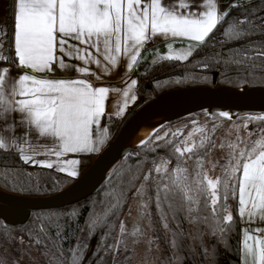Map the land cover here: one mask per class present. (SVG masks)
I'll return each mask as SVG.
<instances>
[{"label":"snow or ice","instance_id":"6c2138e0","mask_svg":"<svg viewBox=\"0 0 264 264\" xmlns=\"http://www.w3.org/2000/svg\"><path fill=\"white\" fill-rule=\"evenodd\" d=\"M241 4L242 0L230 7L238 10ZM181 7H188L185 0H181ZM205 7L202 13L185 15L165 8L161 0H150L144 6L142 0H15L12 30L7 26L0 27V117L7 119L15 111L26 113L25 119L35 126L40 137L56 138L57 147L50 150V154L57 158L59 170L68 171L71 177L77 176L78 161L65 159V154L100 151L109 131L101 126V119L105 115L109 119L113 118L112 113L106 114L105 111L110 87L95 86L88 79H39L26 72L14 77L8 86V78L12 73L8 65L18 60L19 66L43 73L52 71L54 66L65 69L68 67L66 60L77 61V74L92 75L99 80L101 76L92 71V66L102 73H110L119 64L121 56H127V69H133L141 48L157 33L204 42L218 26V21L227 20L228 17V13L218 14L213 0H205ZM228 30L232 39L239 40L260 29L255 27L249 15L244 14L235 26L229 24ZM5 42L8 44L7 52ZM13 49L14 56L11 54ZM256 51L258 57L264 58V48ZM193 55L192 51L175 56L169 54V59L186 61ZM126 83L123 103L114 113L115 116H120L130 102L137 100L133 90L137 80L130 78ZM219 116L231 119L227 111H221ZM243 119L264 123V115H251ZM192 123L195 125L197 121L193 120ZM94 126L96 132L93 131ZM9 127L12 128L11 125ZM194 131L202 133L199 142L186 145L183 150L176 147V153L183 156L194 149L207 148L210 137L203 135L205 129L197 127ZM162 139L156 136V140ZM144 143L141 141V144ZM4 147L5 140L0 136V148ZM229 148L226 179H210L201 170L189 182L183 174L186 169L178 163L173 169L171 183L164 185L162 192L157 188V208L163 212L162 205L167 202V207L173 213L184 211L191 214L193 205H198L200 197L206 194L204 205L208 207L210 200L212 206L210 227L214 234L223 238L232 231L233 215L228 212L226 203L218 210V191L222 189L226 202L229 193L235 195L238 182L240 216L247 215L251 220L259 214L260 221L264 222V139H258L246 148L238 149L237 144H231ZM23 159L53 167L50 161L35 160L29 156ZM167 163L162 160L156 165V171H167ZM144 180L148 181L149 176L146 175ZM177 194L180 203L174 205L172 201ZM162 218L167 227L166 215ZM56 226L60 227L58 224ZM96 226L97 221L91 220L90 235ZM123 230L124 226L121 225ZM258 231L264 233V230ZM86 248L85 243L71 250L72 264H83L82 252ZM242 260L243 264H264V234L253 236L250 230L244 231Z\"/></svg>","mask_w":264,"mask_h":264},{"label":"trees","instance_id":"16d2710c","mask_svg":"<svg viewBox=\"0 0 264 264\" xmlns=\"http://www.w3.org/2000/svg\"><path fill=\"white\" fill-rule=\"evenodd\" d=\"M244 14L249 15L260 30L243 39H232L229 24L235 26ZM259 48H264V0H243L240 9L231 8L227 20L220 22L209 37L193 50L194 55L188 60L160 58L151 64L140 65L135 73L137 101L147 102L157 94L177 87L212 85L214 73H217L218 85L264 86V58L258 57L256 50ZM205 65L208 67L205 68ZM152 138L134 149L88 198L63 208L33 211L24 224L10 225L0 220V243L15 247L21 237L31 243L42 244L58 255L62 264H72L71 250L78 244L86 243L87 248L82 252L83 264H101V261L102 264H113L104 248L123 217L139 181L148 167H154L159 157L172 158L175 155L170 146L161 147L153 143ZM207 153L208 150H195L191 154L194 159H203ZM75 179L50 168L27 164L17 153L0 148V188L6 191L22 195H49ZM154 184V181H149L150 190H155ZM157 185L161 186L162 182ZM234 198L232 231L223 238L219 235L218 240L210 241V252H203L199 247L196 253L193 249L182 250V264H231L230 257L235 256L243 226L239 215L238 182ZM205 199L206 195L201 206H204ZM151 202L156 206L155 199ZM91 220H96L97 226L90 235ZM156 230L161 235L160 222Z\"/></svg>","mask_w":264,"mask_h":264},{"label":"rangeland","instance_id":"374dc122","mask_svg":"<svg viewBox=\"0 0 264 264\" xmlns=\"http://www.w3.org/2000/svg\"><path fill=\"white\" fill-rule=\"evenodd\" d=\"M161 50L157 49L155 53H159ZM169 54L179 55L170 53L167 50L162 56L169 58ZM156 57L152 56L151 58L149 56V58H146L145 64H151L157 59ZM251 115H264V113H240L236 118H232L230 115L231 119H229L219 115L214 116L213 113L205 111L167 123L157 131L152 138V142L166 147L170 146L175 155L172 158L159 157L154 167H148L139 181L123 217L104 248V251L109 253L113 264H182V250L193 249L196 253L199 247L202 248L203 252H210L211 245L209 242L220 238L219 234H213V229L210 227L212 223L210 219L212 207L210 200H208V207L201 206L203 199V196H201L200 203L193 205L191 214L184 211L173 213L167 207V202L162 205L163 212H161L156 205L157 188L159 187L162 192L164 185L171 183L173 169L178 163L181 168L186 169L183 174L188 177L189 182L195 178L196 172L201 170L206 172L208 176L220 178L221 180L226 179L230 154L229 146L237 144L238 149L246 148L251 146L254 141L264 139V123L258 121L247 122L243 119ZM193 120L197 121L195 125L192 123ZM197 127L204 128L203 135L210 137V143L207 144L205 149L208 150L205 157L194 159L191 153H185L183 156L176 153L174 150L176 147L183 150L186 145L199 142L202 133L194 131ZM177 130L179 131L177 132ZM166 133L167 135H165ZM174 133L177 134L173 135ZM189 133H192V135L189 136ZM249 133H252V135L249 136ZM157 135L163 137V139L156 140ZM195 150L197 151V149L193 151ZM162 160L168 162L167 171L157 172L156 165L161 163ZM146 175L149 176L148 181L144 180ZM151 180L155 182V190L149 189V181ZM161 182V186L157 185ZM218 196L220 197L217 205L218 210L220 206L226 203L228 212L233 215L234 195L229 193L225 202L221 189L218 191ZM179 197V194L175 196L174 201H172L174 205L180 203ZM152 199H155L156 206L152 205ZM165 215L167 217V227H165V220L162 218ZM206 217L209 219L206 220ZM243 221L245 222L244 227L251 232L258 231V229L264 230V222L260 221L259 214L254 215L251 220L245 215ZM159 222L160 227H162L161 235L156 230ZM121 225L124 226L123 231H121ZM210 229L212 230L210 231ZM258 233L259 235L264 234L261 231H258ZM183 237H185V240ZM249 242L251 243V241ZM0 264L62 263L59 256L50 252L44 245L31 243L20 237L17 239L15 247L5 242L0 243Z\"/></svg>","mask_w":264,"mask_h":264},{"label":"water","instance_id":"95a60500","mask_svg":"<svg viewBox=\"0 0 264 264\" xmlns=\"http://www.w3.org/2000/svg\"><path fill=\"white\" fill-rule=\"evenodd\" d=\"M216 79L217 73H214L212 85L177 87L161 92L147 102H137L123 118L114 138L82 174L63 189L49 195L33 196L0 188V220L10 225L24 224L33 211L63 208L91 196L134 149L143 145H132L131 139L136 130L153 116L179 114L176 118L155 121L162 128L167 123L201 111H227L232 118L240 113H264V86L218 85Z\"/></svg>","mask_w":264,"mask_h":264},{"label":"crops","instance_id":"0c3cea01","mask_svg":"<svg viewBox=\"0 0 264 264\" xmlns=\"http://www.w3.org/2000/svg\"><path fill=\"white\" fill-rule=\"evenodd\" d=\"M148 2H150V0H142V6L146 5ZM213 2L216 4L219 14L229 13V11L231 10L230 5L239 3L240 0H213ZM161 3L165 8L183 13L185 15H188L189 13L198 14L206 10L205 0H185V3H187L188 5V7L185 8L181 7V0H161ZM14 10L15 0H0V27L7 26L10 31L12 30V26L14 24ZM220 22L221 21H218V25L220 24ZM207 38L208 37H206V39ZM154 40L157 41L156 45L153 44ZM201 43L202 42H197L194 39L188 37H172L170 34L164 35L161 33H157L155 34V36H152L151 39L147 41L141 48L137 63L134 65L133 69H127V62L129 59L127 56H121L119 64L110 73H102L100 69L92 66V71L101 76V79L99 80L95 79L92 75L77 74V72L75 71V66L79 63L77 61L66 60V64L68 65V67H66L65 69L60 70L54 66L52 71H45L43 73H40L27 69L26 67H21L18 64V60H14L13 64L8 65L12 68V73L8 78V86L11 85L14 77H17L19 74H23L26 72L29 75H35L39 79H88L95 86L110 87V95L108 100L106 101L105 111L106 114L112 113L113 118L109 119L108 115H105L101 119V126L108 128L109 131L107 133V139L105 140L104 144L100 146V151L93 153L85 152L65 154V159L78 161V164L76 165L77 176L73 177L77 178L90 165L96 155L106 147L108 142L111 141V139L119 129L123 118L129 111V108H131V106H133V104L137 102V100L135 102H130L129 105L125 108L124 113H122L120 116L114 115V113L118 111V107L123 103V88L127 87L126 82H128L130 78L137 80V76L135 74L136 70L140 68V65L145 63L146 58H149V56H151V58L152 56L156 57L157 55V59L168 58L162 56V54L164 52L166 53L167 50L170 53L174 54L187 53L189 51L193 52V50ZM157 49L162 50L159 53H155L157 52ZM7 51L8 44L7 42H5V52ZM11 54L14 56V49ZM152 54H154L155 56ZM47 73L49 74L47 75ZM125 73H127V75H125ZM137 86L138 85L133 86V90L136 95ZM25 117L26 113H21L19 111L10 113L7 119L0 117V136H2L5 140V147L1 149L4 151L17 153L24 162L32 166L48 168L46 167V165L28 162L27 160L23 159L24 156L34 157L35 160H45L46 162L50 161L53 164V167L50 169L61 172L57 165V158L54 155L50 154V150H54L57 147L56 138L51 136L40 137L38 130L35 129L34 125H30ZM10 125L12 126V128L9 127ZM93 131L96 132L95 126L93 128ZM25 133H28V135H25ZM90 157L91 159H89ZM61 173L69 175L68 171ZM241 220L243 222L241 242L242 247V243L244 241V231L248 228L244 227L245 222L243 221V217H241ZM250 234L253 236H259L258 231H250ZM241 264H243L242 259Z\"/></svg>","mask_w":264,"mask_h":264},{"label":"bare ground","instance_id":"6f19581e","mask_svg":"<svg viewBox=\"0 0 264 264\" xmlns=\"http://www.w3.org/2000/svg\"><path fill=\"white\" fill-rule=\"evenodd\" d=\"M231 115V114H230ZM179 114L175 113H166V114H158L146 120L134 133L131 144L132 145H139L141 141H146L152 135L157 133V131L161 128V124H156L159 120L169 117V118H176ZM156 121V122H155ZM208 175V174H207ZM210 179H217L213 176H208Z\"/></svg>","mask_w":264,"mask_h":264},{"label":"flooded vegetation","instance_id":"af4514ba","mask_svg":"<svg viewBox=\"0 0 264 264\" xmlns=\"http://www.w3.org/2000/svg\"><path fill=\"white\" fill-rule=\"evenodd\" d=\"M239 196V194H238ZM241 242H242V234H241V240H240V244H238V247H235V256L230 257V263L231 264H236L237 262H239V264H241Z\"/></svg>","mask_w":264,"mask_h":264},{"label":"built area","instance_id":"2783aa9c","mask_svg":"<svg viewBox=\"0 0 264 264\" xmlns=\"http://www.w3.org/2000/svg\"><path fill=\"white\" fill-rule=\"evenodd\" d=\"M224 41H225V40H224ZM153 44L156 45V44H157V41L154 40V41H153ZM48 74H49V73H47V75H48Z\"/></svg>","mask_w":264,"mask_h":264}]
</instances>
